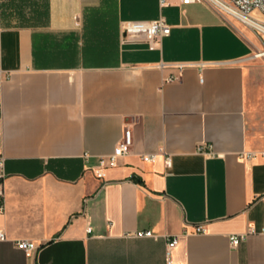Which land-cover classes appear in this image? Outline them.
I'll use <instances>...</instances> for the list:
<instances>
[{
	"label": "crops",
	"instance_id": "obj_1",
	"mask_svg": "<svg viewBox=\"0 0 264 264\" xmlns=\"http://www.w3.org/2000/svg\"><path fill=\"white\" fill-rule=\"evenodd\" d=\"M160 17V45L123 36ZM257 45L207 3L0 0V264H168L174 238L173 264H264Z\"/></svg>",
	"mask_w": 264,
	"mask_h": 264
},
{
	"label": "built area",
	"instance_id": "obj_2",
	"mask_svg": "<svg viewBox=\"0 0 264 264\" xmlns=\"http://www.w3.org/2000/svg\"><path fill=\"white\" fill-rule=\"evenodd\" d=\"M161 5H166L168 0H160ZM180 4L184 6L197 4V3H207L218 13L236 20L243 25L257 29L255 25L264 27V0H179ZM259 30V29H258ZM261 31V30H260ZM122 33L126 40L144 38L152 48L161 44L162 40L171 34V27L167 24L164 17H160L155 21L144 22V21H128L122 24ZM264 55V52L262 53ZM178 78H171L170 81H175ZM3 78L0 71V118L3 114V101L1 96V86ZM132 146V136L129 130H126L121 142L117 145L113 155L109 156L107 159L101 160L102 168L97 172L98 178H103V169L107 167L117 166V160L125 156ZM204 147L199 148L200 152H203ZM208 155L213 156V152H207ZM145 161L152 162L154 156L143 157ZM167 164H170L168 161ZM2 196V192H0ZM91 232V228L88 230ZM197 234L204 233L201 226L195 229ZM264 234V229L262 230ZM153 233L151 231L138 232L136 237L145 238L152 237ZM246 238L245 235L232 236L231 243L233 246H237L241 241ZM6 237L3 232H0V241H5ZM178 244L177 238L172 239L168 245V264H173L172 262V251ZM16 247L24 252L36 251L39 246L32 241L21 240L16 242Z\"/></svg>",
	"mask_w": 264,
	"mask_h": 264
},
{
	"label": "rangeland",
	"instance_id": "obj_3",
	"mask_svg": "<svg viewBox=\"0 0 264 264\" xmlns=\"http://www.w3.org/2000/svg\"><path fill=\"white\" fill-rule=\"evenodd\" d=\"M233 20V19H232ZM234 22H238L236 20H233ZM238 24L242 25L244 28L250 30L251 32L254 33L255 38L257 39L258 45L257 47H254V51L253 54L251 56V59L253 61H261L264 60V55H262V53L264 52V33L258 29H254L252 27L246 26L241 24L240 22H238ZM261 54V55H260ZM259 55V56H258Z\"/></svg>",
	"mask_w": 264,
	"mask_h": 264
},
{
	"label": "bare ground",
	"instance_id": "obj_4",
	"mask_svg": "<svg viewBox=\"0 0 264 264\" xmlns=\"http://www.w3.org/2000/svg\"><path fill=\"white\" fill-rule=\"evenodd\" d=\"M257 27V29L261 30L264 33V27H261L259 25H255ZM261 55V54H260ZM259 56V55H258Z\"/></svg>",
	"mask_w": 264,
	"mask_h": 264
}]
</instances>
